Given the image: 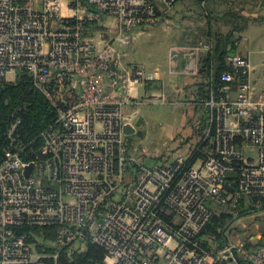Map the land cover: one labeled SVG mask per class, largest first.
Masks as SVG:
<instances>
[{"label":"built area","instance_id":"1","mask_svg":"<svg viewBox=\"0 0 264 264\" xmlns=\"http://www.w3.org/2000/svg\"><path fill=\"white\" fill-rule=\"evenodd\" d=\"M179 1L0 0V87L27 75L56 118L28 141L19 119L5 127L0 264H58L82 245L99 248L103 264H264V238L208 248L201 237L213 209L264 200V65L255 84L246 59L226 57L233 74L221 80H243L220 99L192 102L205 124L188 156L147 162L124 133L130 87L158 73L122 68L120 48L166 22ZM106 16L116 34L96 40L92 26ZM210 49L172 48L171 70L182 61V74L196 76ZM105 80L117 93L105 92ZM23 228L50 230L49 250Z\"/></svg>","mask_w":264,"mask_h":264},{"label":"crops","instance_id":"2","mask_svg":"<svg viewBox=\"0 0 264 264\" xmlns=\"http://www.w3.org/2000/svg\"><path fill=\"white\" fill-rule=\"evenodd\" d=\"M223 5V9L240 17L236 26L242 25V28L236 34V51L250 65L249 80L258 84L264 65V0H225ZM173 12L174 10L171 13ZM98 27L99 29L93 30L92 33L96 40L100 36H114L117 23L115 19L106 16ZM164 33L159 35L163 42H156V49L138 51L137 45L151 37L142 32L135 34L129 45L120 48L122 68L158 73L156 80L130 87L129 104L123 110L129 120L125 127L129 128L130 132L126 135L138 144V156L156 165L169 164L179 155L188 156L198 143L199 130L204 122L202 111L192 105L199 93L201 77L198 74H182V61L172 71L169 62L170 49L202 43L212 47V42L205 40L195 42L197 44H191L181 37L169 41ZM103 86L105 92L117 93L116 84L105 80ZM150 98L154 101L149 102ZM247 154L252 153L247 151ZM262 213L248 214L236 219L229 227L232 239L236 240V234L240 232L237 236L242 234L241 237H246L251 243H259L264 234H260L258 227L251 226L248 222L253 216ZM235 229H238L237 232ZM203 239L206 240L204 236Z\"/></svg>","mask_w":264,"mask_h":264},{"label":"trees","instance_id":"3","mask_svg":"<svg viewBox=\"0 0 264 264\" xmlns=\"http://www.w3.org/2000/svg\"><path fill=\"white\" fill-rule=\"evenodd\" d=\"M191 2H195L201 15H204L208 21H210L211 17L213 20L215 19V21L224 18V21L227 23L226 25H228L225 31L221 33L211 31L210 26H208L209 34L205 41H211L212 47L210 51L201 58L200 70L198 73L202 82L196 99L205 100L211 93L217 99H220L227 90L243 80V77L240 75L236 76V81L231 83H226L221 80L223 74H233L232 69L226 63V57L236 50V43L238 42L236 34L242 28V25L236 26L240 17L232 11L230 12L227 9H223L225 0L220 2L206 0L203 3V7L201 0H191ZM222 10L224 12H222ZM227 17L230 18V21L226 20ZM217 22L218 21H216V23ZM92 28V30L99 29L98 26H92ZM196 108L202 111L201 108ZM14 112L15 115L11 116V113ZM202 113L204 115V122L200 127V132L205 124V113L203 111ZM17 119L20 120L19 130L23 137L22 139L25 141L30 140L42 130L53 125L56 119L54 110L39 93L32 89L31 81L25 74L18 75L13 84L6 83L0 87V158L5 144L3 138L5 127ZM200 146L201 148L206 147L205 144H201ZM257 200L258 199H255L248 204L242 199L234 208H222L225 210L224 215L230 217V221H235L248 214L264 212V200H258L261 203V208H254L253 203L257 202ZM224 215L217 219L213 214L211 221L202 232L201 237L204 236L207 240L206 247L210 248L215 245L220 247L225 243L226 235L230 231V225H224L220 228L219 225L217 226L216 224L221 218L226 217ZM21 232L30 234L32 236V241L39 240L36 242L38 244V249L46 248L49 250V248L45 246V243L52 242L53 236L50 230L23 228ZM102 257L103 252L99 248L82 245L75 249L69 256H67L66 253H62L59 257L58 264H103Z\"/></svg>","mask_w":264,"mask_h":264},{"label":"rangeland","instance_id":"4","mask_svg":"<svg viewBox=\"0 0 264 264\" xmlns=\"http://www.w3.org/2000/svg\"><path fill=\"white\" fill-rule=\"evenodd\" d=\"M173 10L174 12L169 15L166 22L140 30V32L146 33L151 37H149L150 39L148 40L141 41L137 45L138 51L146 52L149 50H153L152 48L156 49L155 43L163 42L162 39L159 37V35L163 34V32H165L164 34L168 36L169 41H173L174 38L181 37L182 39L187 40L191 44H197L195 42L204 41L208 37V26H210L211 31H217L218 33L224 32L225 28L228 27V25H226V21H224V18L216 20L218 21L217 23L215 19L213 20L212 17L210 21H208L204 15H201L199 8L195 5V2H191V0H180L175 5ZM222 12L224 11L222 10ZM211 20H213L214 22ZM226 20L230 21V18L227 17ZM16 79L17 77L10 83L13 84ZM212 212L214 216L218 219L222 215H224L225 210L220 207H217L213 209ZM229 219L231 218L226 216L225 218H221V220L219 219L220 221H218L216 224L217 226L219 225L220 228L224 225L232 226L234 221H230ZM248 223H251V226H257L259 233L264 234V212L262 214L253 216L252 219H249ZM237 226H239V224H237ZM234 227H236V225H234ZM237 230L238 229H235L236 232ZM239 233L240 232H238L237 234ZM237 234L236 240L232 239L231 233L229 232L227 233V237L229 238V240L241 241L243 239L241 237L242 234L238 236Z\"/></svg>","mask_w":264,"mask_h":264},{"label":"water","instance_id":"5","mask_svg":"<svg viewBox=\"0 0 264 264\" xmlns=\"http://www.w3.org/2000/svg\"><path fill=\"white\" fill-rule=\"evenodd\" d=\"M129 132H130L129 128L125 127V128H124V133H125V134H128Z\"/></svg>","mask_w":264,"mask_h":264}]
</instances>
